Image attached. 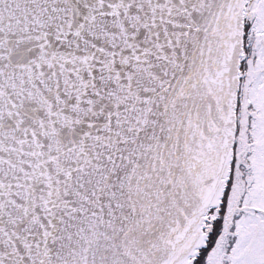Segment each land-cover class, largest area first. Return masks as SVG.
<instances>
[{
    "label": "snow or ice",
    "instance_id": "6c2138e0",
    "mask_svg": "<svg viewBox=\"0 0 264 264\" xmlns=\"http://www.w3.org/2000/svg\"><path fill=\"white\" fill-rule=\"evenodd\" d=\"M0 264H264V0H0Z\"/></svg>",
    "mask_w": 264,
    "mask_h": 264
}]
</instances>
